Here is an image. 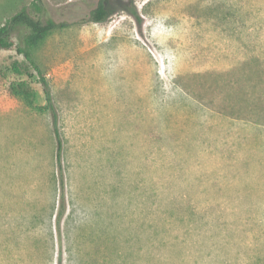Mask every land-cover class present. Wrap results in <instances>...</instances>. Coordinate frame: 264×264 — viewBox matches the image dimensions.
<instances>
[{
    "label": "rangeland",
    "instance_id": "rangeland-1",
    "mask_svg": "<svg viewBox=\"0 0 264 264\" xmlns=\"http://www.w3.org/2000/svg\"><path fill=\"white\" fill-rule=\"evenodd\" d=\"M0 0V264H264V0ZM18 42L17 38L14 37ZM65 193V213H58Z\"/></svg>",
    "mask_w": 264,
    "mask_h": 264
},
{
    "label": "trees",
    "instance_id": "trees-1",
    "mask_svg": "<svg viewBox=\"0 0 264 264\" xmlns=\"http://www.w3.org/2000/svg\"><path fill=\"white\" fill-rule=\"evenodd\" d=\"M34 5L37 9L43 7V0H34ZM106 0H99L97 7L91 12V19L94 21H102L107 15ZM67 22L58 23L55 20L48 18L43 20L35 18L29 14L26 8H23L13 15L4 25L0 26V50L11 49L16 47L18 53L22 54L32 69L38 74V81L41 84L46 97V109L52 112L54 121V133L58 142V159L60 162V182L64 189V174L61 167V150L62 141L60 132L57 126L58 115L53 103V95L51 86L41 70L39 64L33 57L32 51L49 35L53 30L67 27ZM17 38L18 42L15 41ZM65 193L62 194V204L58 213L59 221L65 213Z\"/></svg>",
    "mask_w": 264,
    "mask_h": 264
}]
</instances>
